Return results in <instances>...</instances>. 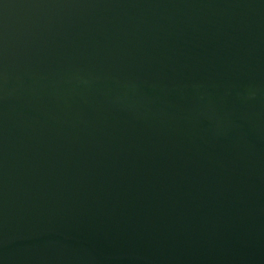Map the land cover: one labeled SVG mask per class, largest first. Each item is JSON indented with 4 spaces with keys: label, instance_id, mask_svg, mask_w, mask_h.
<instances>
[{
    "label": "water",
    "instance_id": "water-1",
    "mask_svg": "<svg viewBox=\"0 0 264 264\" xmlns=\"http://www.w3.org/2000/svg\"><path fill=\"white\" fill-rule=\"evenodd\" d=\"M0 264H264V0H0Z\"/></svg>",
    "mask_w": 264,
    "mask_h": 264
}]
</instances>
